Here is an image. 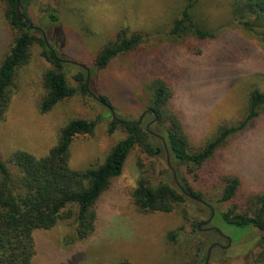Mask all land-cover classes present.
I'll return each instance as SVG.
<instances>
[{
    "label": "rangeland",
    "instance_id": "1",
    "mask_svg": "<svg viewBox=\"0 0 264 264\" xmlns=\"http://www.w3.org/2000/svg\"><path fill=\"white\" fill-rule=\"evenodd\" d=\"M198 1L197 21L212 30L221 28V33L204 44L194 39L191 49L180 44L173 47L167 37L186 0H33L19 12L44 30L59 60L86 67L94 66L98 53L114 42L121 30L128 37L135 33L148 35L136 51L117 56L104 70L93 71L88 88L96 96H110L119 120H139L148 106L147 102L141 103L145 82L154 76L171 80L176 89L175 108L186 123L189 138L196 141L193 145L199 148L215 138L222 127L244 119L254 87L264 90V47L245 29L238 25L235 29L233 0ZM7 6L6 0H0V65L20 33L6 17ZM50 13H56L59 21H52ZM40 33L38 30L36 36L40 37ZM42 51L43 47L34 43L29 62L15 75L12 101L0 125L3 159L8 160L17 150L38 157L46 155L58 143L61 129L70 120L83 118L97 120L96 131L74 139L70 166L82 171L103 163L111 148L125 137V131L119 128L110 135L111 108L101 105L97 98L79 93L42 114L44 74L53 67ZM64 63L69 84L78 87L75 76L82 68ZM154 118L148 113L143 127ZM151 130L162 134L158 122ZM151 141L160 149V158L152 157L145 170L153 182L167 176L178 185L172 171H166L168 160L161 139L154 134ZM139 156L136 150L132 151L122 175L113 179L100 197L96 229L89 238L63 244V239L73 233L71 220L61 221L51 230L36 231L34 264H203L213 243L220 245L212 249L209 264L251 263L262 233L256 228L245 232L247 229L228 223L219 213L234 208L238 213L252 214V195L264 193V115L247 130L228 138L218 150L212 158L216 173L209 183L202 179V171L192 172L170 156L180 184L186 177L216 209L212 222L204 227H216L222 234L217 229L196 230L193 223L184 221L187 208L193 222H204L210 217L209 207L194 199L186 200L171 213L138 210L131 193L142 169ZM223 171L236 172L243 179V187L235 198L225 203L219 201L224 189L219 174ZM172 231L175 239L169 237ZM223 235L232 240L228 248L222 247L228 244Z\"/></svg>",
    "mask_w": 264,
    "mask_h": 264
},
{
    "label": "trees",
    "instance_id": "2",
    "mask_svg": "<svg viewBox=\"0 0 264 264\" xmlns=\"http://www.w3.org/2000/svg\"><path fill=\"white\" fill-rule=\"evenodd\" d=\"M32 1L6 0L8 5L6 17L10 25L20 33L0 65V125L12 101L17 70L29 62L34 43L43 47L42 56L53 66L44 74L45 94L40 102L42 114L48 113L57 104L73 98L78 93L91 99L97 98L101 105L114 108L109 95L96 96L89 90L87 69L95 73L97 69L108 68L117 56L136 51L148 35L135 33L128 37L125 30H121L114 42L101 49L93 62V67L77 64L82 69L75 76L79 86L74 87L69 84L67 73L63 71L65 63L59 60L55 51L49 47L42 31L40 33L42 35L37 37L38 30L30 26L29 17L24 15L26 21L19 18L18 7L28 8ZM198 2L186 0L180 17L173 22L171 30L167 33L173 47L180 44L186 49H191L194 39L204 44L220 35L221 28L212 30L197 21L195 9ZM232 13L235 29L237 25L245 29L264 47V0H233ZM49 18L55 22L59 21L56 13H50ZM197 53H201V50ZM143 89L145 96L141 103H148L147 111L157 117L156 122L162 127L160 136L168 145L167 150L163 146L166 156L168 151L169 156L182 166H187L190 171H202V179L207 183L216 173L212 158L227 144L228 138L247 130L264 115V90L254 87L244 119L238 124L222 127L215 138L196 148L193 145L196 141L189 138L186 123L174 105L175 83L161 76H154L145 82ZM111 117L108 133L114 134L122 128L126 135L111 148L103 163L86 170H75L70 166V147L77 136L93 135L97 120L83 118L70 120L61 129L58 143L41 157L25 150H17L8 160H4L0 151V264H34L37 255L36 231L51 230L61 221L71 220L73 225V233L63 239V244L72 245L75 241L89 238L96 229L98 219L96 206L100 197L110 188L113 179L122 175L125 163L134 150L140 155L142 167L136 187L131 193L138 210L171 213L179 205H184L186 200L193 199L187 193L204 200L203 194L194 189L186 177L181 181L182 188L172 183L171 178L167 176L153 182L144 166L152 157L160 158L158 148L151 141L154 134L138 123L139 120L122 121L113 115ZM167 170H171L169 165ZM219 177L224 188L219 201L222 203L232 201L241 186L243 187L242 176L233 171H223ZM252 197L251 202L255 208L252 214L238 213L234 208L218 213L228 223L247 229L245 232L256 228L262 233L249 264H264V193L253 194ZM184 213V221L190 225L193 223L194 228L199 230L198 226L202 222H193L188 208ZM169 237L175 239L173 231ZM207 254L203 264L206 262Z\"/></svg>",
    "mask_w": 264,
    "mask_h": 264
},
{
    "label": "water",
    "instance_id": "3",
    "mask_svg": "<svg viewBox=\"0 0 264 264\" xmlns=\"http://www.w3.org/2000/svg\"><path fill=\"white\" fill-rule=\"evenodd\" d=\"M19 17H20V20H21V21H26V17H25L24 15L20 14V12H19ZM30 26H31L32 28H35L36 30H40V31H42V33H43V35H44V38H45L47 44H49L48 41H47V39H46L45 32H44V30H43L41 27L36 26V25H34V24H32V23H30ZM49 47L52 49V51H54L53 48H52L50 45H49ZM63 62H70V63L78 64V63H76V62L69 61V60H65V61H63ZM79 65L84 66L83 64H79ZM90 75H91V71H90V69H87V82H89ZM100 101H101V100H100ZM101 102L104 103L103 101H101ZM111 111H112L113 116L116 117V115H115V113H114V111H113L112 108H111ZM147 112H148V111H146V112H144V113L142 114V116H141L140 120L138 121V123L141 124V122H142V120H143V118H144V115H145ZM154 113H155V112H154ZM155 114H156V113H155ZM156 120H157V117H156ZM149 127H150V124L148 125V128H149ZM152 133L155 134L154 132H152ZM158 136H160V135H158ZM161 138L163 139L162 136H161ZM167 156H168V165H169V167L173 170L174 180H175V182H176V183L182 188V185L180 184V182H179V180H178L177 172H176V170L174 169V167L172 166V164H171V162H170V156H169L168 151H167ZM186 193H187V192H186ZM187 194H188L191 198H193L194 200H196V201H198V202H201L202 204H205L206 206H208V207L210 208L211 212H212V217H214V215H215V209H214V207H213L211 204H209V203H207L206 201H204L203 199L197 198V197H195V196H193V195H191V194H189V193H187ZM210 229H213V228H210ZM217 231H218L220 234H222V232H221L219 229H217ZM223 236H224V235H223ZM226 238H227V240H228V244H227V246H222L223 248H228V247H230V246L232 245V240H231V238H230V237H226ZM217 245H220V244H219V243H213V244L210 246V248H209V250H208L207 259H206L205 264H209L210 256H211V253H212V249H213L215 246H217Z\"/></svg>",
    "mask_w": 264,
    "mask_h": 264
},
{
    "label": "flooded vegetation",
    "instance_id": "4",
    "mask_svg": "<svg viewBox=\"0 0 264 264\" xmlns=\"http://www.w3.org/2000/svg\"><path fill=\"white\" fill-rule=\"evenodd\" d=\"M19 10H20V8L18 7V9H17V12H18V15H19ZM20 18V17H19ZM147 111V110H146ZM145 111V112H146ZM149 112H147V114H148ZM147 114H145L144 115V117L147 115ZM141 118V117H140ZM156 118V117H155ZM154 118V120L153 121H150L148 124H147V126H146V128L150 131V132H152L151 131V126L154 124V123H156V119ZM140 120V119H139ZM143 120H144V118H143ZM142 120V121H143ZM141 124H142V122H141ZM150 124V127L148 128V125ZM157 137H159L160 139H161V141L163 142V146L165 147V149L167 150L168 149V145H167V142H166V140L163 138H161V136H158V135H156ZM158 152H160V149H158ZM172 170V169H171ZM172 172H173V170H172ZM215 216V215H214ZM213 218L214 217H212V212H211V215H210V217L206 220V221H204V222H202V223H200L199 224V226H198V228H199V230H203V229H210V228H213V229H217L216 227H207V228H205L204 227V225H208V224H210L211 222H212V220H213ZM225 237V236H224ZM226 238V237H225ZM227 242H228V240H227ZM210 248V247H209Z\"/></svg>",
    "mask_w": 264,
    "mask_h": 264
}]
</instances>
